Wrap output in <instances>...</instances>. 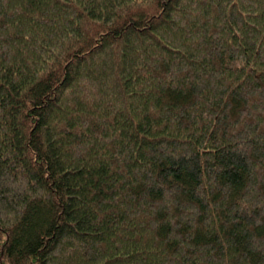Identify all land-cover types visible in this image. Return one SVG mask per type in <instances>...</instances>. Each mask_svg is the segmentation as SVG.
Here are the masks:
<instances>
[{"label":"trees","instance_id":"obj_1","mask_svg":"<svg viewBox=\"0 0 264 264\" xmlns=\"http://www.w3.org/2000/svg\"><path fill=\"white\" fill-rule=\"evenodd\" d=\"M0 264H264V0H0Z\"/></svg>","mask_w":264,"mask_h":264}]
</instances>
